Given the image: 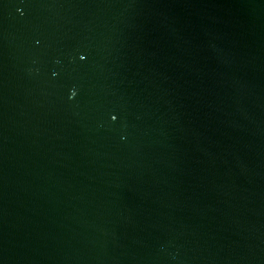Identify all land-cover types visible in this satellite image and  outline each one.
<instances>
[{
    "label": "water",
    "instance_id": "1",
    "mask_svg": "<svg viewBox=\"0 0 264 264\" xmlns=\"http://www.w3.org/2000/svg\"><path fill=\"white\" fill-rule=\"evenodd\" d=\"M0 264H264V0H0Z\"/></svg>",
    "mask_w": 264,
    "mask_h": 264
}]
</instances>
